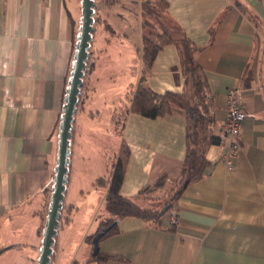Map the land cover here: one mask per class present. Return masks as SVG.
<instances>
[{"label": "crops", "instance_id": "1", "mask_svg": "<svg viewBox=\"0 0 264 264\" xmlns=\"http://www.w3.org/2000/svg\"><path fill=\"white\" fill-rule=\"evenodd\" d=\"M157 1L167 3V21L199 49L193 59L211 93L213 133L221 135L226 94L240 87L248 67L253 80L250 88L241 91L252 116L243 123L233 171L221 161L227 143L211 146L207 153L211 166L204 178L185 189L161 226L125 218L119 233L100 241L101 253L125 261L88 262L91 253L85 262L264 264V0H238L257 18L258 26L234 0H120L111 7L96 0L100 21L94 26L90 49L94 68L86 75L83 103L75 116L66 194L85 120L97 119L91 132L105 130L114 139L106 125L113 123L118 106L129 105L140 76L143 34L140 44L132 46L130 29L135 18L128 7L136 6L144 22L143 14L154 15ZM80 19L81 0H0V251H4L0 259L8 264H36L39 257L40 228L49 200L47 189L53 183L58 126ZM160 27L162 33L166 27ZM147 84L157 93L184 90L175 45L158 53ZM105 92L109 100L102 104L100 96ZM99 116L105 120L100 122ZM122 136L130 156L120 193L155 209L139 193L162 175L167 186L178 179L186 155L184 112L156 119L129 114ZM112 150L109 146L108 152ZM65 205L73 206L66 200ZM173 213L178 221L170 227ZM106 216L104 207L98 223Z\"/></svg>", "mask_w": 264, "mask_h": 264}, {"label": "trees", "instance_id": "2", "mask_svg": "<svg viewBox=\"0 0 264 264\" xmlns=\"http://www.w3.org/2000/svg\"><path fill=\"white\" fill-rule=\"evenodd\" d=\"M98 1L106 7H111L120 0ZM233 4L236 5L244 14L249 17V19L253 21L254 24L257 25V18H255L253 15H250L247 11V8L241 2L234 0ZM155 5L163 10H166L168 7L165 1H157ZM99 21L100 20L96 17L95 7L94 26L95 24L99 23ZM143 25H146V23H143ZM79 26L74 32L75 44L77 41ZM104 27L111 35L114 34L113 29L106 22ZM174 28L176 35L174 32H170L168 29H165L162 33L151 32L148 34H143L141 48L142 69L140 76L131 92L129 105L125 110H123V112H117L119 115L116 117V122L114 121V126H116L117 129L118 118L122 120V132L119 135V152L114 157V159L109 162V175L108 181H106V184H108V191L105 197V211L107 216L99 221L96 231L86 238V242L89 243L91 247L94 236L101 232L104 228H109V230L105 232L100 241L119 233V223L125 218H137L150 224L161 226L163 223V218L166 216V214L173 210L175 203L183 194L185 189L204 178L208 168L211 166V162L207 158V153L210 147L222 143L221 137L213 133V129L216 126V119L212 113V98L207 86L206 76L201 67L193 59L194 53L199 51V49L189 41L182 30H180L178 27ZM211 35L213 36V33H211ZM171 44L175 45L178 49L182 75L184 77V90L182 92L166 91L164 93H157L148 86L147 80L151 74V69L158 53L165 46ZM93 68L94 65L91 63L90 50L83 80V87L79 95L78 108L81 106L84 99L83 92L86 87V75L87 73L91 72ZM252 80L253 74L248 67L243 79L240 82L239 88H250ZM178 110L184 112L186 120V155L180 169L178 179L175 181L177 188L176 192L180 191V193L175 198H173V195H171L163 207L155 209L145 208L140 205L135 198L125 197L120 193V188L124 180L126 165L130 156L129 147L122 136L127 117L129 114L133 113L148 119H156L173 115L175 111ZM166 183L167 177L166 175H162L152 186H144L139 194L142 195L143 193L154 189H161L166 186ZM47 192L50 199L51 187L47 189ZM48 205L49 200L45 214L42 218V226L40 228L41 235L43 232L44 223L46 221ZM164 207H168V209L165 213L161 214V211L164 209ZM72 210L73 206H66L64 201L61 212L60 227L63 223L67 224L70 221L69 216L72 213ZM172 230H175V228ZM54 257L55 253L52 256L51 261L54 260ZM109 260L123 261L124 259L116 256L105 255L99 252L98 255H93L92 253V256L88 262L100 263ZM74 264H76V262Z\"/></svg>", "mask_w": 264, "mask_h": 264}, {"label": "rangeland", "instance_id": "3", "mask_svg": "<svg viewBox=\"0 0 264 264\" xmlns=\"http://www.w3.org/2000/svg\"><path fill=\"white\" fill-rule=\"evenodd\" d=\"M128 8L131 12L133 11V18H135L132 21L130 29L132 46L139 43L142 34L151 32L161 33V25H165L166 29L174 32L176 35L175 28L167 21L163 9L157 7L156 14L154 13V15L143 14V22L142 17H139V13L135 11L137 9L136 6H130ZM121 9H123V6H121ZM142 22L146 23V25H143ZM100 98H103L102 104L105 100H109L106 92ZM109 104L111 103L109 102ZM125 109V105L118 106L113 113V123L111 126H109L110 124L106 125V128L108 127L109 131L112 132L114 139H111V135L105 130H99L97 132L93 130L91 132L92 127L90 126L96 123L97 119L92 120L88 118L85 120L84 131L77 137L76 153L73 157V165L75 168L72 171L69 190L65 197L67 204H73V210L69 216L70 221L67 224L63 223L58 229L55 242L58 244L57 251L55 252V261H51V264H74L75 262L76 264H87L85 260L90 257L92 248L86 242V238L95 231L98 224V215L102 213L105 207V197L108 191L106 181H108V176L104 177V175L106 170L109 169L108 155H113V152L118 154L120 149L119 135L122 132V120L118 118L117 129L114 126V121L116 122V117L119 115L117 112L120 111L119 113H121ZM99 119L102 122L105 120V116H99ZM109 146L112 147V152H108ZM114 157L110 158L109 161H112ZM176 189L174 182L169 183L168 186L166 185L161 189L145 192L140 196L142 197L141 199L149 200V203L147 202L149 206L159 208L165 206L168 198L175 194ZM46 202H48V199H46ZM3 252L0 251V255ZM0 264L8 263L0 259Z\"/></svg>", "mask_w": 264, "mask_h": 264}, {"label": "water", "instance_id": "4", "mask_svg": "<svg viewBox=\"0 0 264 264\" xmlns=\"http://www.w3.org/2000/svg\"><path fill=\"white\" fill-rule=\"evenodd\" d=\"M96 0H81V19L73 55L72 70L67 82L63 100L62 113L58 126V151L54 170L48 211L42 232L41 247L36 264H51L54 246L60 227L61 212L65 201V193L69 182L71 166V142L75 116L78 111L79 95L83 87L85 70L89 59V52L94 28ZM180 191L173 195L175 198ZM164 207L161 214L167 211ZM109 228H104L92 240L93 255L100 252L99 243Z\"/></svg>", "mask_w": 264, "mask_h": 264}, {"label": "built area", "instance_id": "5", "mask_svg": "<svg viewBox=\"0 0 264 264\" xmlns=\"http://www.w3.org/2000/svg\"><path fill=\"white\" fill-rule=\"evenodd\" d=\"M251 116L252 114L244 107L241 89L239 87L230 88L226 94V118L220 135L222 143H227L221 161L228 171H233L235 168L234 160L240 149L242 126L244 121ZM169 218V226H176L178 221L176 213L171 214Z\"/></svg>", "mask_w": 264, "mask_h": 264}]
</instances>
